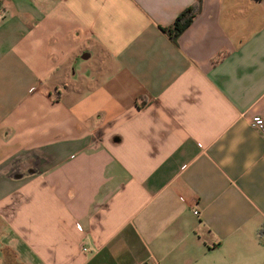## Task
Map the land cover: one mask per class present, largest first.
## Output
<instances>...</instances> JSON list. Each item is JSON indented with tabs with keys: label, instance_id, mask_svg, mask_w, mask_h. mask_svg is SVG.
<instances>
[{
	"label": "crops",
	"instance_id": "crops-1",
	"mask_svg": "<svg viewBox=\"0 0 264 264\" xmlns=\"http://www.w3.org/2000/svg\"><path fill=\"white\" fill-rule=\"evenodd\" d=\"M0 5V264H264V0Z\"/></svg>",
	"mask_w": 264,
	"mask_h": 264
},
{
	"label": "trees",
	"instance_id": "trees-1",
	"mask_svg": "<svg viewBox=\"0 0 264 264\" xmlns=\"http://www.w3.org/2000/svg\"><path fill=\"white\" fill-rule=\"evenodd\" d=\"M201 9V2L193 4L182 12L170 27L162 29L163 32L168 35L173 44L178 45L179 38L191 26L194 19L201 12Z\"/></svg>",
	"mask_w": 264,
	"mask_h": 264
},
{
	"label": "built area",
	"instance_id": "built-area-1",
	"mask_svg": "<svg viewBox=\"0 0 264 264\" xmlns=\"http://www.w3.org/2000/svg\"><path fill=\"white\" fill-rule=\"evenodd\" d=\"M2 15L3 13L0 10V18H2ZM251 125L255 130L259 131L262 135H264V119L262 117H253ZM195 214L197 215L198 212H195Z\"/></svg>",
	"mask_w": 264,
	"mask_h": 264
}]
</instances>
